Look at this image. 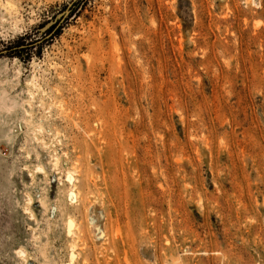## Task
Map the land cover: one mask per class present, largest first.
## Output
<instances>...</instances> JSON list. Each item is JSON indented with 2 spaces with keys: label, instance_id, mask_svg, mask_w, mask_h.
Returning <instances> with one entry per match:
<instances>
[{
  "label": "rangeland",
  "instance_id": "obj_1",
  "mask_svg": "<svg viewBox=\"0 0 264 264\" xmlns=\"http://www.w3.org/2000/svg\"><path fill=\"white\" fill-rule=\"evenodd\" d=\"M0 50V264H264V0H0Z\"/></svg>",
  "mask_w": 264,
  "mask_h": 264
},
{
  "label": "trees",
  "instance_id": "obj_2",
  "mask_svg": "<svg viewBox=\"0 0 264 264\" xmlns=\"http://www.w3.org/2000/svg\"><path fill=\"white\" fill-rule=\"evenodd\" d=\"M13 48L17 49V48H20V45H16L14 46ZM3 56V53H2V50H0V57Z\"/></svg>",
  "mask_w": 264,
  "mask_h": 264
},
{
  "label": "bare ground",
  "instance_id": "obj_3",
  "mask_svg": "<svg viewBox=\"0 0 264 264\" xmlns=\"http://www.w3.org/2000/svg\"><path fill=\"white\" fill-rule=\"evenodd\" d=\"M7 4L12 5L10 2H8Z\"/></svg>",
  "mask_w": 264,
  "mask_h": 264
}]
</instances>
